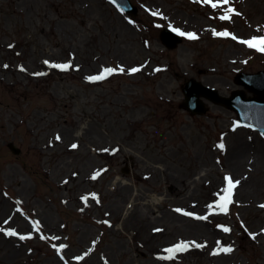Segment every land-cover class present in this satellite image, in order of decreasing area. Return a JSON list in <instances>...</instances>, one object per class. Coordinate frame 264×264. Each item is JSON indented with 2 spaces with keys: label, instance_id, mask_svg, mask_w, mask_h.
I'll return each mask as SVG.
<instances>
[{
  "label": "rangeland",
  "instance_id": "1",
  "mask_svg": "<svg viewBox=\"0 0 264 264\" xmlns=\"http://www.w3.org/2000/svg\"><path fill=\"white\" fill-rule=\"evenodd\" d=\"M131 2L135 17L0 0V264H264V138L208 101L181 109L189 79L230 96L237 73L264 70L241 43L264 37V0ZM165 28L197 38L169 50ZM226 176L240 183L222 213Z\"/></svg>",
  "mask_w": 264,
  "mask_h": 264
},
{
  "label": "water",
  "instance_id": "2",
  "mask_svg": "<svg viewBox=\"0 0 264 264\" xmlns=\"http://www.w3.org/2000/svg\"><path fill=\"white\" fill-rule=\"evenodd\" d=\"M128 13L136 14L137 9L132 6L129 0H114ZM163 43L170 49L182 42L180 36L165 30L161 34ZM235 82L244 86L253 98H247L245 91H234L230 98L222 97L217 90L202 85L196 80H190L183 89L185 100L181 107L188 110L191 115H204L208 107L203 102V98L214 104L222 105L228 109L234 110L239 117L241 125L258 130L264 135V71L257 74L240 73L236 76ZM15 153H19L11 145Z\"/></svg>",
  "mask_w": 264,
  "mask_h": 264
},
{
  "label": "snow or ice",
  "instance_id": "3",
  "mask_svg": "<svg viewBox=\"0 0 264 264\" xmlns=\"http://www.w3.org/2000/svg\"><path fill=\"white\" fill-rule=\"evenodd\" d=\"M203 2L206 3V4H210L213 8L218 7V4L213 3V0H203ZM223 3L224 4H228V3H230V0H223ZM233 12H234V10L229 8L226 11V13L223 16L220 17V19L221 20H225V21L230 20ZM236 14H238V13H236ZM153 15H156V13H153ZM174 31L178 32V34L181 35V36L187 35L188 39H190V40H195L197 38L195 33H184V32H181L179 29H174ZM214 35H216V36H229L231 34L228 33L227 31H225V32H214ZM232 38L236 39L235 36H232ZM241 43H244L249 48H253V49H255V50L259 51V52H264V37H253L250 40H243V41H241ZM45 63H47V61ZM5 67H7V66H5ZM52 67L67 68L68 65L53 64ZM120 70L123 71V69H120ZM113 71H115V70L111 69V68L104 69V71L100 75L89 77L88 79L89 80H93V81L94 80H103V79H105V77L107 75H111L113 73ZM131 71L132 72H136V71H139V69H135L134 68ZM41 75H42V73H41ZM57 139H59V137H57ZM72 147L75 148L76 145L73 144ZM218 147L223 149L225 146H224L223 143H221V144L218 145ZM93 178H95V177H93ZM224 179L226 181V187L222 189L223 195L219 196V200H218V202L216 204L209 205V208H215L219 212L227 213L228 210H229V205H231L233 203L234 189L239 185L240 182L238 180L234 181L231 176H226ZM261 207H264V205H261ZM177 211H180V209H177ZM184 214L188 215V216H192L193 215V213H191V212H186ZM196 218L200 219V220H206L207 219L206 216H198ZM223 230L225 232L229 231L228 228H224ZM157 231H159V230H157ZM6 234L9 235V236H16L17 235V233L15 231H11V230L8 231ZM30 238L31 237L20 236L21 240L30 239ZM191 246L200 248V247H203L204 245L196 244L195 242H191ZM61 247H64V246H61ZM189 247H190V243L189 242H183L182 241V242L176 244L173 247L165 249V251H167L169 253V255L167 257H163V259L171 260L176 253L185 252V251H187L189 249ZM221 250L224 251V252H231L232 251L231 248H223ZM213 254H216V253H213Z\"/></svg>",
  "mask_w": 264,
  "mask_h": 264
},
{
  "label": "bare ground",
  "instance_id": "4",
  "mask_svg": "<svg viewBox=\"0 0 264 264\" xmlns=\"http://www.w3.org/2000/svg\"><path fill=\"white\" fill-rule=\"evenodd\" d=\"M262 154H263V157H264V152ZM153 199L156 200V202L161 200L160 198H157V199L153 198Z\"/></svg>",
  "mask_w": 264,
  "mask_h": 264
}]
</instances>
